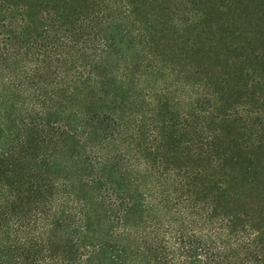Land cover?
<instances>
[{
    "label": "trees",
    "instance_id": "16d2710c",
    "mask_svg": "<svg viewBox=\"0 0 264 264\" xmlns=\"http://www.w3.org/2000/svg\"><path fill=\"white\" fill-rule=\"evenodd\" d=\"M0 264H264V0H0Z\"/></svg>",
    "mask_w": 264,
    "mask_h": 264
}]
</instances>
